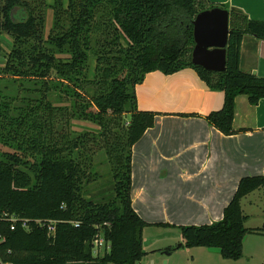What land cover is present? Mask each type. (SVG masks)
Masks as SVG:
<instances>
[{"label": "trees", "instance_id": "obj_1", "mask_svg": "<svg viewBox=\"0 0 264 264\" xmlns=\"http://www.w3.org/2000/svg\"><path fill=\"white\" fill-rule=\"evenodd\" d=\"M48 5L0 0V34L13 38L0 85L7 79L41 84L38 97L18 105L0 88V264H136L147 254L143 230L150 225L179 228L182 246L217 248L224 259H240L245 235L261 230L245 226L241 200L264 189V174L242 177L223 218L213 223H151L134 209L132 148L158 114L138 108L136 87L149 72L193 68L225 95L222 108L206 116L209 123L225 135L237 133L236 97L248 95L253 105L264 98V76L241 68L244 36L264 40V20L210 0H54V25L45 35ZM214 7L230 12L227 66L218 72L192 61L193 20ZM52 86L73 99L72 110L50 101ZM72 118L96 123L99 134L61 132ZM99 138L114 178L115 195L105 202L84 190L99 176L88 151ZM99 238L108 246L102 255L94 254Z\"/></svg>", "mask_w": 264, "mask_h": 264}, {"label": "crops", "instance_id": "obj_2", "mask_svg": "<svg viewBox=\"0 0 264 264\" xmlns=\"http://www.w3.org/2000/svg\"><path fill=\"white\" fill-rule=\"evenodd\" d=\"M210 1L264 20V0ZM244 60L249 63L244 71L264 76V40L245 35L241 68ZM136 95L139 109L158 113L154 125L132 148V204L136 212L151 223L200 225L221 220L239 180L264 174V98L253 105L248 95L237 96L233 122L237 133L225 135L206 118L222 108L224 92L210 89L193 68L172 74L149 72L137 85ZM246 203L249 207L264 203V189L242 198L243 212L249 217ZM246 222L249 229H261L247 234L264 235V223L251 227ZM146 228L143 248L148 254L157 251L167 258L165 247H178L156 244H184L180 231L146 238ZM208 250L220 254L217 248Z\"/></svg>", "mask_w": 264, "mask_h": 264}, {"label": "rangeland", "instance_id": "obj_3", "mask_svg": "<svg viewBox=\"0 0 264 264\" xmlns=\"http://www.w3.org/2000/svg\"><path fill=\"white\" fill-rule=\"evenodd\" d=\"M48 7L46 9V23H45V35H48L50 30L54 25V10L53 3L54 0H47ZM13 47V38L7 32H2L0 34V67L4 66L6 63L7 55ZM60 57H65L66 54H58ZM89 63L88 72L90 75L93 74L96 60L91 57ZM246 60V59H245ZM243 61L242 68L245 70L249 66L248 62ZM60 75L54 74L53 78H60ZM51 85H54V79H51ZM41 84H36L32 80L24 79V80H6L1 82L0 88H2L3 92L8 95L16 98V104L22 103L20 100L23 97L36 98L38 97L37 89ZM64 87V86H63ZM50 101L56 106L68 107L72 110L73 99L67 95L63 88L60 86L58 88H54L52 86L49 92ZM59 128L60 124L57 125ZM100 131V126L94 122L72 118L70 125L67 124L63 128H61V132H70L72 136L78 135L80 133H89V135H98ZM99 144L96 145L88 143L89 148L92 147L90 153L93 155L94 163H95V171L98 173V178L94 181L86 183L85 185V193L86 196L96 202H105L112 199L115 195L114 193V178L112 174L111 164L108 162L107 155L103 149H100V145L103 140L99 138ZM246 211L249 213L248 221L246 225L251 227L262 226L264 223V203H258L257 205L250 206L246 203ZM172 231H180L179 228L171 227L164 228L157 225L147 226L145 230V237H151L153 235H158L162 233L172 232ZM182 242H160L156 244V246H165L164 244H173L171 246L178 247ZM108 246L103 245L100 246L99 251H94V254L102 255L104 250ZM169 248V247H165ZM179 248V249H178ZM176 250L172 249V253L166 255L167 258H163L159 252L156 251L155 254L153 252L151 254H146L145 257L142 258L141 261L136 264H263L264 263V235L257 234H246L243 240V255L239 260H229L224 259L219 253H211L205 247H178ZM166 250V249H165ZM161 252H163L161 250ZM162 254V253H161Z\"/></svg>", "mask_w": 264, "mask_h": 264}, {"label": "water", "instance_id": "obj_4", "mask_svg": "<svg viewBox=\"0 0 264 264\" xmlns=\"http://www.w3.org/2000/svg\"><path fill=\"white\" fill-rule=\"evenodd\" d=\"M193 25L195 40L193 63L209 71L226 70L230 35L229 10L223 7L204 10L198 13ZM178 247H182V243ZM171 250L166 249L164 252L169 255Z\"/></svg>", "mask_w": 264, "mask_h": 264}, {"label": "built area", "instance_id": "obj_5", "mask_svg": "<svg viewBox=\"0 0 264 264\" xmlns=\"http://www.w3.org/2000/svg\"><path fill=\"white\" fill-rule=\"evenodd\" d=\"M49 231L54 233L55 231V226L53 223H50L49 225ZM105 245V241L102 238H99L98 240L95 241V248L94 251H99L100 246Z\"/></svg>", "mask_w": 264, "mask_h": 264}]
</instances>
